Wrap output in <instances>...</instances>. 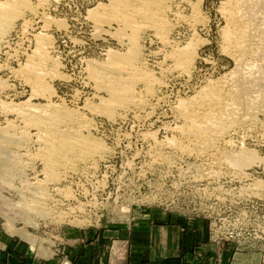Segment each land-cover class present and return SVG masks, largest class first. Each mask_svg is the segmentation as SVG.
<instances>
[{
	"label": "rangeland",
	"instance_id": "1",
	"mask_svg": "<svg viewBox=\"0 0 264 264\" xmlns=\"http://www.w3.org/2000/svg\"><path fill=\"white\" fill-rule=\"evenodd\" d=\"M186 1L172 3L186 17L172 39L180 46L192 40L194 47L186 50L188 68H177L171 49L152 33L141 34L143 66L162 84L151 91L135 85L145 101L141 106L106 113L111 96L89 82V73L108 62L107 50H127L119 43L124 31L115 36L118 25L107 37L93 30L87 11L105 0H32L48 18L29 31L39 32L44 25L47 69L55 73L43 75L50 97L29 102L52 99L62 107L61 114L77 119L65 123L77 128L70 136L80 149H85L82 139L102 148L87 157L77 152L70 166L51 175L42 158L52 144L31 137L40 125V130L31 128L25 114H4L0 105V264H44L53 258L54 264H74L73 255L88 242L109 241L93 245L92 253L122 254L127 244L118 241H162L167 227L177 228L180 235L196 224L217 248L264 253V44L257 37L264 27L240 36L229 16L239 0ZM254 1L264 12V0ZM17 30L14 37H22L23 27ZM8 71L0 72V80L10 87L2 89L0 101L21 104L31 96V86L24 83L23 71L18 76ZM195 125L202 130L188 134ZM22 136L27 145L4 144L7 138L25 142ZM245 154L254 160L238 166L236 158Z\"/></svg>",
	"mask_w": 264,
	"mask_h": 264
},
{
	"label": "bare ground",
	"instance_id": "2",
	"mask_svg": "<svg viewBox=\"0 0 264 264\" xmlns=\"http://www.w3.org/2000/svg\"><path fill=\"white\" fill-rule=\"evenodd\" d=\"M173 1H175V0H105L106 3L102 2L103 3L102 4L100 2L99 4H97V6L95 8L88 9L87 16H88V18H90L92 16L91 17L92 18L91 23L93 26V30L96 34L100 35V37H107V36L114 35V34H112V33H115V31L112 32L114 24H116L120 27L119 30L117 29L115 36L116 35L118 36L117 33L121 34L122 30L124 31V33H122V38L119 37V43H121L123 45V47L126 46L127 51L125 52V54H116V53L111 52L110 49L107 50L106 56H108V58H109V59L107 58L108 62L104 65L99 64L96 67H93V69L89 73V82L93 81L94 85L97 86L98 88L106 89L109 92V95L111 96L110 100L108 99V101L104 105V110L106 111V113L111 112L112 110L119 109V108H120V110H124L125 108L131 107L133 105H135V106L140 105L141 106L142 102H145V101L144 100L142 101L141 100L142 98L137 96V93L135 92V85L143 84L145 87H147L148 91H151L154 86H156V88H159L160 85L162 84L160 79L156 77L155 72L150 71V70H146V68L143 66V61L141 60V57H140V55H142V52L144 50L143 49L144 47L140 41L141 34H144L146 32L152 33V35H154V37L156 39L161 40V42L167 44L168 47L171 49L169 54H171V57L173 58V60L176 64V67L178 66V67L182 68L183 70H186L188 68V65H189L188 62L190 59L188 58L189 56L186 55V50H189V47L191 45L190 42L192 40L189 42V45H188V43H186L185 45L180 46L179 44H181V43L178 44L177 42H175L172 39V34L174 32V29L177 28L176 27L177 23L181 22L182 20H184L186 18L184 16L185 14L183 15L180 11H177L178 10L177 8H173V6H172ZM239 2H240V4L238 5L236 13L233 14L232 12L234 10L233 11L231 10L232 15H229V16H233V21H235L237 31H239V29H240V31H239L240 36L241 35L246 36L252 30H255V29L259 30V28L264 27V12L261 8L262 6H259V3L255 2L254 0H247V3L243 4V6H242V3L240 0H239ZM186 4L191 5V3L189 1H186ZM37 5L38 4H36V3L34 4V2H32V0H3V1L0 0V72L8 69L9 71H11L13 74L16 75L18 73L17 71H19V72L23 71V73L22 72L21 73L24 75H22L21 77H24L23 78L25 81L24 83L31 86V94H30L31 96H29L28 100H26L24 102L21 101L22 103L17 104V105H14V103L13 104L12 103L7 104L5 102L3 103V101L1 100L0 105L2 104V107H4L3 108V110L5 112L4 114H7L8 111L18 113L19 115L25 114L24 117L25 118L27 117V119H25V120H27L26 123L27 124L29 123L28 126H31V128H32V125H35V126L37 125V127H38V125H40L39 127L41 128V130L38 127V130H40V132L33 133V135L31 137L32 138L35 137L37 141H39L45 145L52 144V145H49V147H51V149L48 152V154L46 156H43V158H42V165L45 166L48 173L52 175L53 173L54 174L56 173V169H58L59 167L70 166L71 161H72V158L70 159V157L74 156V155L76 156V154H78L77 152L82 154L80 156L87 157L88 155H90L94 151H98L99 149H101L102 145H100L97 142L92 143L90 141L82 139L83 146L85 147V149H80L79 146L76 144L77 141L75 143L74 142L75 140L72 138V136H70V134H72L71 132L77 128L74 129V127L72 125L65 123V121H71L72 122L74 120L75 121L77 120L76 118L72 117L73 114H69V115L63 114V113L61 114L60 111L62 110V107L57 105L55 102H53L52 99L51 100L49 99L47 101L48 103H46V104H33V103L30 104V102H29V101H31L32 97H36V96L37 97H41V96L50 97V95H48L46 93L47 92V86H46V83L43 81V75H45V74H51L52 75L55 73L54 69H52V68L50 70L47 69V67L49 65L48 64L49 61H48V57H47V53H48L47 47L48 46H47V41H45V39L41 36V34H43L41 32L44 31L43 30L44 25L40 26L39 32L34 31L35 33H30V31H29L33 25L35 27L37 24H39L41 22L44 23L46 17L48 18V15L46 16V13H42V12H40L39 9H37ZM227 5H231V4L230 3L228 4V2H227ZM235 5H237V4H235ZM226 6H225V8H226ZM232 6H233V4H232ZM192 7H194V5ZM229 7L231 9V6H229ZM175 9H177V10H175ZM230 9H229V11H230ZM101 10H102V12H101ZM223 10H225V9H223ZM229 11H228V13H229ZM25 14H27L28 16L27 15L25 16ZM194 14H195V12H194ZM238 14L240 16V19L243 21H240V19H239L240 22L238 21V18H239ZM260 15H262L261 19H260ZM23 16H25V17H23ZM236 17H238V18H236ZM196 19L200 20L202 18L196 17ZM18 20H22L20 24L18 23ZM228 20H230V19H228ZM228 20H227V24H228ZM200 21H202V20H200ZM256 23L258 24L257 27H256ZM232 24H233V22H232ZM251 25H253V26H251ZM21 26L23 27V33L22 34H24V35H22V37L15 36V37H18V40H16L14 37V34L17 33V31H18L17 29H19V27H21ZM229 26H230V24H229ZM225 29L227 30V28H225ZM228 30H229V28H228ZM230 30H232V29H230ZM119 31H121V32H119ZM228 33H229V31H228ZM257 33H258V36L257 35L256 36L258 37V42L260 44H262V43L264 44V29L262 28V30L257 32ZM226 34H224L226 36L225 39H227V37H228ZM28 35H30V36H28ZM231 36L232 35H230V37H229L230 39H231ZM239 40H240V38H239ZM233 45L235 46V44H233ZM54 46H55V44H54ZM191 47H194V46H191ZM240 49H242V48H240ZM244 50L246 51V49H244ZM193 52L194 51H192V53ZM244 52H242V53H244ZM262 53H264V52H262ZM55 58L57 60V57H55ZM14 63L17 64V67L19 68V70L16 71V67L13 66ZM174 68H175V66H174ZM251 72H252V70H251ZM258 72H259V70H258ZM247 73H249V72H247ZM18 74H20V73H18ZM18 74H17V76H18ZM252 74H251V76H252ZM21 77H20V79H22ZM7 78H9V77H7ZM90 80H92V81H90ZM4 81L0 80V89H1L0 93H2V91H3L2 89L6 88L8 85V84H6L7 82L4 83ZM11 85H13V84H11ZM13 87H15V86H13ZM7 88L9 89L10 87L8 86ZM7 88L4 90H7ZM11 88H12V86H11ZM245 90L246 89H242L243 94H245V92H246ZM259 94L260 93H258V95ZM139 95L142 96L141 94H139ZM16 96H19V95H16ZM10 97H11V95H10ZM245 97H247V96H245ZM257 97H259V96H257ZM14 99H16V98H14ZM263 101H264V99H263ZM10 102H12V101H10ZM251 106H253V105L251 104ZM97 109H99V108H97ZM0 110H2V109L0 108ZM98 111H100V110H98ZM133 111H135V110H133ZM52 113H56V114H52ZM57 113H58V116H57ZM97 113H99V112H97ZM118 113H119V111H118ZM27 114H32V115L28 116ZM79 119L82 120V119H84V117L82 116ZM202 119H203V117H202ZM25 120H24V122H25ZM193 120H195V119H193ZM35 126H33V128ZM13 127H14V130L13 129H11V130L16 134V130H15L16 128L14 125H13ZM92 127H93V125H92ZM190 128L191 129L187 130L188 134H193V133H196V132L202 130L201 127L196 126V125L194 127H190ZM181 130H183V128H181ZM8 131H10V130H8ZM8 131H6V132H8ZM90 131H92V130H90ZM65 134H68V135H65ZM0 135H2V134L0 133ZM21 135H23V134H21ZM59 135H60V137H59ZM58 137H59V139H58ZM8 138H7V142H4L5 145H10V144H15L18 146L27 145L26 144L28 141L27 137L22 138L23 140L25 139V142L18 141L16 139H11L12 140L11 141ZM40 138L42 139V141L40 140ZM3 153L6 154L5 156H11V157L13 156L12 154L8 155V153H6V152H1V154H3ZM77 156H79V155H77ZM83 160H85V158L80 159V161H83ZM253 160L254 159L252 157H249L247 154H245V155H241L240 158H236V164L238 166H241L244 163L247 164L248 162H251ZM80 161H78V162H80ZM27 238L31 239L29 236Z\"/></svg>",
	"mask_w": 264,
	"mask_h": 264
},
{
	"label": "crops",
	"instance_id": "3",
	"mask_svg": "<svg viewBox=\"0 0 264 264\" xmlns=\"http://www.w3.org/2000/svg\"><path fill=\"white\" fill-rule=\"evenodd\" d=\"M177 233V228L167 227L162 241L154 239L118 241L125 242L126 253H92L93 245L88 242L76 256L74 264H264V253L236 252L216 247L209 241L203 228L196 224L195 228ZM156 239V238H155ZM142 240V241H141ZM100 245L109 241H100ZM219 250V251H217ZM56 260H48L44 264H54Z\"/></svg>",
	"mask_w": 264,
	"mask_h": 264
}]
</instances>
